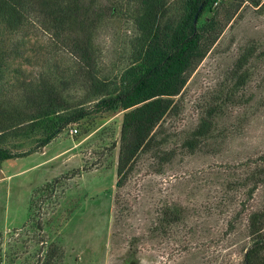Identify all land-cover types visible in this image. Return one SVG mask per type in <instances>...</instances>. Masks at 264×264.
<instances>
[{
    "label": "rangeland",
    "instance_id": "obj_1",
    "mask_svg": "<svg viewBox=\"0 0 264 264\" xmlns=\"http://www.w3.org/2000/svg\"><path fill=\"white\" fill-rule=\"evenodd\" d=\"M96 1L113 9L95 35L97 74L118 80L132 64L139 34L134 5ZM168 2L169 16L179 19L185 0ZM240 3L223 0L215 6L223 28L218 41L188 73L177 108L159 128V142L138 157L122 187H117L122 110L94 113L45 148L2 164L0 264H46L50 249L56 250L51 264H126V259L242 264L251 244L249 215L264 210V184L249 195L252 182L264 177V0L259 6L241 3L228 21V12ZM57 47L36 25L1 33L0 55L6 58L2 100L24 102L33 86L54 79L70 82L64 97L73 109L85 101L89 89L79 76L85 70L74 55ZM248 53L253 55L242 68L246 74L238 79L237 64ZM218 105L214 138L188 152L183 143ZM41 136L40 131L26 137L9 132L0 146L24 153ZM166 153L172 156L168 161L162 157ZM166 207L182 210L180 226L165 227Z\"/></svg>",
    "mask_w": 264,
    "mask_h": 264
},
{
    "label": "trees",
    "instance_id": "obj_2",
    "mask_svg": "<svg viewBox=\"0 0 264 264\" xmlns=\"http://www.w3.org/2000/svg\"><path fill=\"white\" fill-rule=\"evenodd\" d=\"M134 5L133 20L139 32L133 43V61L120 79L98 77V56L95 35L104 17L113 9L99 7L96 0H0V35L19 33L29 25L39 26L56 41L57 48L69 51L84 69L80 81L89 89L88 98L75 109L64 97L70 82L44 80L33 86L24 102L12 103L0 97V142L9 132L16 137L42 132L39 144L24 153H13L0 146V168L11 159L29 156L48 146L67 127L77 124L94 113L124 111L117 187H122L135 162L142 153H150L157 145L159 128L165 118L176 108V98L187 85L188 73L198 65L218 41L222 27L215 6L223 0H185L184 12L178 19L170 17L168 0H130ZM259 6L262 0H241ZM233 5L228 12L232 20L239 9ZM202 6L195 23V16ZM253 53L239 59L236 78L242 79L243 71ZM6 58L0 55V93L3 91L2 70ZM79 79V78H78ZM235 95L232 93L231 98ZM94 102L92 109L86 103ZM218 109L211 108L183 146L195 153L208 140L213 139ZM68 111H71L67 113ZM27 124V127L23 124ZM0 144V145H1ZM166 161L171 154L162 156ZM250 184V181L247 183ZM264 184V177L252 182V196ZM182 210L166 207L162 218L165 227L183 223ZM165 229V228H164ZM250 247L242 264H264V210L250 213L248 219ZM56 250L47 252V263L55 257ZM50 260V261H49ZM126 264H136L131 260Z\"/></svg>",
    "mask_w": 264,
    "mask_h": 264
},
{
    "label": "water",
    "instance_id": "obj_3",
    "mask_svg": "<svg viewBox=\"0 0 264 264\" xmlns=\"http://www.w3.org/2000/svg\"><path fill=\"white\" fill-rule=\"evenodd\" d=\"M201 10H202V6L199 8V11H198V13H197L196 16H195V23H196V21H197V19H198V15H199V13H200Z\"/></svg>",
    "mask_w": 264,
    "mask_h": 264
},
{
    "label": "built area",
    "instance_id": "obj_4",
    "mask_svg": "<svg viewBox=\"0 0 264 264\" xmlns=\"http://www.w3.org/2000/svg\"><path fill=\"white\" fill-rule=\"evenodd\" d=\"M72 132L77 134L78 130L77 129H73Z\"/></svg>",
    "mask_w": 264,
    "mask_h": 264
}]
</instances>
